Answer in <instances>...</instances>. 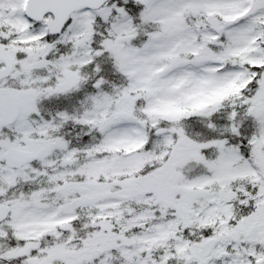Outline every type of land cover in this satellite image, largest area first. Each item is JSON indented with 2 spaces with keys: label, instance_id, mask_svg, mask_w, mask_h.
I'll list each match as a JSON object with an SVG mask.
<instances>
[{
  "label": "snow or ice",
  "instance_id": "snow-or-ice-1",
  "mask_svg": "<svg viewBox=\"0 0 264 264\" xmlns=\"http://www.w3.org/2000/svg\"><path fill=\"white\" fill-rule=\"evenodd\" d=\"M0 264H264V0H0Z\"/></svg>",
  "mask_w": 264,
  "mask_h": 264
}]
</instances>
